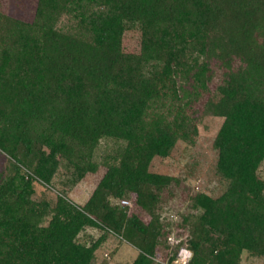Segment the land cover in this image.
<instances>
[{
	"label": "trees",
	"instance_id": "trees-1",
	"mask_svg": "<svg viewBox=\"0 0 264 264\" xmlns=\"http://www.w3.org/2000/svg\"><path fill=\"white\" fill-rule=\"evenodd\" d=\"M204 115L221 119L225 188L195 194L199 215L181 216L173 244L157 209L178 180L149 167ZM0 154V264H93L107 231L137 251L131 264H163L161 246L175 264L184 244L187 264L264 258V0H36L30 20L0 7ZM61 162L105 168L82 204L33 199ZM128 196L139 213L121 205ZM90 231L100 235L80 242Z\"/></svg>",
	"mask_w": 264,
	"mask_h": 264
},
{
	"label": "rangeland",
	"instance_id": "rangeland-1",
	"mask_svg": "<svg viewBox=\"0 0 264 264\" xmlns=\"http://www.w3.org/2000/svg\"><path fill=\"white\" fill-rule=\"evenodd\" d=\"M11 1L0 0V7L13 15L29 20L32 18L36 0H13L17 2L15 5ZM123 47L127 52L138 51V34L134 30L125 34ZM220 123V118L204 115L203 119L197 123V133L191 138V142L179 141L168 157L154 158L151 161L150 171L178 180L177 183L174 182L170 185V190L165 189L161 192L160 206L157 209V212L162 214L164 224L171 229L170 243L178 242L174 239V235L176 231H181V216L192 214L194 217H198L199 212L191 206L195 202V194L203 192L215 198L225 188V181L215 170L217 153L213 148V139ZM9 167L8 158L0 154V180L7 178ZM20 171L21 173L25 172L23 168ZM104 171L105 168L100 166L96 173L81 174L70 169L65 162H61L50 187L40 182H34L33 199L54 202L55 196L61 194L66 195L76 204H82ZM256 175L264 182V161L259 165ZM120 203L127 208V214L139 213L133 197L128 196ZM99 235L98 231L86 232L83 237L79 238V241L85 242L86 240L88 241L86 244H90ZM182 249H186L185 244L181 246L179 252ZM136 254L137 251L129 243L107 231L96 250V260L93 264H131ZM166 258L165 249L162 246L158 247L154 261L164 264L167 262ZM240 264H264V258L252 257L244 252Z\"/></svg>",
	"mask_w": 264,
	"mask_h": 264
},
{
	"label": "built area",
	"instance_id": "built-area-1",
	"mask_svg": "<svg viewBox=\"0 0 264 264\" xmlns=\"http://www.w3.org/2000/svg\"><path fill=\"white\" fill-rule=\"evenodd\" d=\"M189 256H190V253L188 252V250L182 249L179 252V256H178L177 260L175 261V264H187Z\"/></svg>",
	"mask_w": 264,
	"mask_h": 264
}]
</instances>
